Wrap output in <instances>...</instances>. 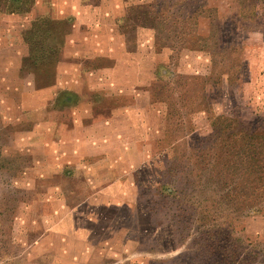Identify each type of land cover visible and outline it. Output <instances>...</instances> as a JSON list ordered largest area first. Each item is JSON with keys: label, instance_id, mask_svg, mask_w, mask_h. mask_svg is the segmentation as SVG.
I'll use <instances>...</instances> for the list:
<instances>
[{"label": "rangeland", "instance_id": "obj_1", "mask_svg": "<svg viewBox=\"0 0 264 264\" xmlns=\"http://www.w3.org/2000/svg\"><path fill=\"white\" fill-rule=\"evenodd\" d=\"M41 15L71 22L38 87ZM257 133L264 0L0 11V264H264Z\"/></svg>", "mask_w": 264, "mask_h": 264}, {"label": "trees", "instance_id": "obj_2", "mask_svg": "<svg viewBox=\"0 0 264 264\" xmlns=\"http://www.w3.org/2000/svg\"><path fill=\"white\" fill-rule=\"evenodd\" d=\"M33 3L34 0H0V11L6 13H24L30 10ZM67 22H71V18L59 20L53 19L49 15H41V17L35 19L31 23V38L36 39L34 45L38 47V49L41 48L42 53L40 56H37V54L31 55V52H29V55L24 59H31L33 61L30 65L33 67L32 69L38 87L51 85L55 82L56 66L59 62L58 57L64 45V35H66L65 26L62 24H68ZM65 93L68 94L69 92L65 91ZM60 94L61 92L58 93V96ZM69 100H71V103L75 102V104L72 105H76L80 101V96L70 92V94L65 97L64 102L67 103ZM258 135L261 137V140L258 141L257 146L261 149L264 144V142H262L264 135Z\"/></svg>", "mask_w": 264, "mask_h": 264}, {"label": "crops", "instance_id": "obj_3", "mask_svg": "<svg viewBox=\"0 0 264 264\" xmlns=\"http://www.w3.org/2000/svg\"><path fill=\"white\" fill-rule=\"evenodd\" d=\"M28 55H29V53H28L26 56H28ZM26 56H25V57H26ZM25 57H23V59H22V60H24V58H25ZM75 92H76V91H75ZM75 92H74V91H72V93L76 94L77 92H76V93H75ZM65 104H66V105H65ZM65 104H64V106H63V107H64L63 109H65V110L69 109V108H70V106H72L71 100L67 101V103H65ZM58 108H60V106H59V105H58Z\"/></svg>", "mask_w": 264, "mask_h": 264}]
</instances>
